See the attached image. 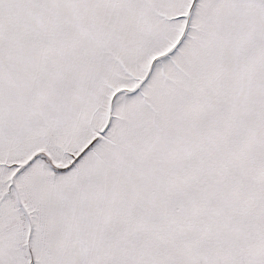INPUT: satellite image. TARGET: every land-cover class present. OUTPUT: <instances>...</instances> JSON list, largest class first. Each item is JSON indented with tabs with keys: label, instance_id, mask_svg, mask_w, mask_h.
<instances>
[{
	"label": "snow or ice",
	"instance_id": "snow-or-ice-1",
	"mask_svg": "<svg viewBox=\"0 0 264 264\" xmlns=\"http://www.w3.org/2000/svg\"><path fill=\"white\" fill-rule=\"evenodd\" d=\"M0 264H264V0H0Z\"/></svg>",
	"mask_w": 264,
	"mask_h": 264
}]
</instances>
